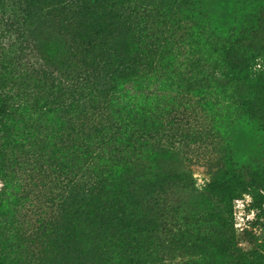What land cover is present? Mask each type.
I'll return each instance as SVG.
<instances>
[{
	"label": "trees",
	"instance_id": "trees-1",
	"mask_svg": "<svg viewBox=\"0 0 264 264\" xmlns=\"http://www.w3.org/2000/svg\"><path fill=\"white\" fill-rule=\"evenodd\" d=\"M200 5L0 0V264H74L79 258L202 264L208 257V227L172 233L164 186L135 172L145 158L174 150L182 133L184 119L160 122L159 99L171 111L176 104L191 112L197 101L210 113L220 95L264 122V8L244 13L224 31L204 19ZM223 157L222 164L228 163V155ZM22 166L28 178L17 174ZM48 166L66 176L60 213L43 217V227L25 230L28 219L4 211L7 197L22 181L30 187L46 173L51 178ZM217 169L208 189L219 202L187 222L222 221L224 199L247 188ZM47 228L55 231L56 261L22 258L21 250ZM179 235L186 240H177ZM221 245L222 259L231 264L237 248ZM236 264L264 262L240 254Z\"/></svg>",
	"mask_w": 264,
	"mask_h": 264
},
{
	"label": "rangeland",
	"instance_id": "rangeland-1",
	"mask_svg": "<svg viewBox=\"0 0 264 264\" xmlns=\"http://www.w3.org/2000/svg\"><path fill=\"white\" fill-rule=\"evenodd\" d=\"M200 4L204 19L224 31L230 25L235 26L244 13L264 8V0H246L245 3L243 0H200ZM260 29L264 31V27ZM154 92L159 93L158 90ZM217 97L219 103L213 106L210 113L201 108L195 97L193 99L198 106H193L191 112L177 107L176 104L174 111H171L172 105L167 106L168 102L161 99L155 102H159L160 109L164 111L161 123L184 119L180 122L182 133L174 141V150L166 149L169 152L150 156L148 160L145 158L140 164L141 168L135 169V172L141 173L142 180L148 179L151 183L164 186V198L169 201L164 206L165 222L172 233L198 225L208 227L206 231L212 247L207 245L204 253L208 257H204L202 264H226L218 249L219 244L223 246L225 243L237 248L236 256L230 260L231 264H236V257L240 254L245 258L250 255L259 256L264 262V122L258 120V117V121L252 120L238 111L234 101L226 100L220 95ZM196 130L201 132L196 133ZM165 146L169 147L168 143ZM224 155H228V163L225 159V164H222ZM218 165L234 182L242 181L248 185L247 188L231 201L224 199L222 221H213L209 226L201 222H187L191 217L195 218L210 211L219 202L217 198L220 197H215L208 189L209 183L219 173ZM23 167L25 166L17 170V174L28 178L29 171L24 172ZM47 168L48 172L54 174L51 178L46 173L45 177L39 178L37 186L30 183V187L22 181L18 191L13 192L12 197H7L8 203L5 204L4 211L7 215L15 212L17 218L28 219L25 230L43 227V217L52 219L51 217L60 213L57 205L60 203L66 176L50 170L49 166ZM2 188L0 183V191ZM127 188L133 187L128 185ZM157 223L163 228L166 227L164 223ZM53 234L55 231L47 228L31 245L28 243L30 241H22L23 244H29V249L21 250V257L25 258L27 254V259L32 263L38 259L48 263L53 259L56 261L52 246ZM158 236L163 238L164 234ZM176 238L180 241L186 240L181 235ZM133 240L131 236L130 241ZM74 264L107 263L79 258Z\"/></svg>",
	"mask_w": 264,
	"mask_h": 264
}]
</instances>
